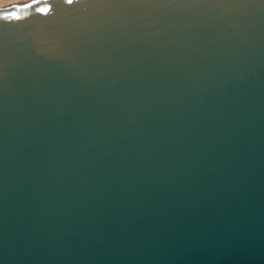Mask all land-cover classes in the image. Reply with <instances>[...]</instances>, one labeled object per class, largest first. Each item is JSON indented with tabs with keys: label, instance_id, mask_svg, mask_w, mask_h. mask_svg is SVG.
<instances>
[{
	"label": "water",
	"instance_id": "1",
	"mask_svg": "<svg viewBox=\"0 0 264 264\" xmlns=\"http://www.w3.org/2000/svg\"><path fill=\"white\" fill-rule=\"evenodd\" d=\"M0 264H264V0L0 8Z\"/></svg>",
	"mask_w": 264,
	"mask_h": 264
},
{
	"label": "bare ground",
	"instance_id": "2",
	"mask_svg": "<svg viewBox=\"0 0 264 264\" xmlns=\"http://www.w3.org/2000/svg\"><path fill=\"white\" fill-rule=\"evenodd\" d=\"M35 0H0V8L12 5V4H20V3H26L31 2Z\"/></svg>",
	"mask_w": 264,
	"mask_h": 264
},
{
	"label": "snow or ice",
	"instance_id": "3",
	"mask_svg": "<svg viewBox=\"0 0 264 264\" xmlns=\"http://www.w3.org/2000/svg\"><path fill=\"white\" fill-rule=\"evenodd\" d=\"M69 3H72V0H68ZM30 7V5H27ZM37 11L47 13L49 11L48 8H38Z\"/></svg>",
	"mask_w": 264,
	"mask_h": 264
}]
</instances>
